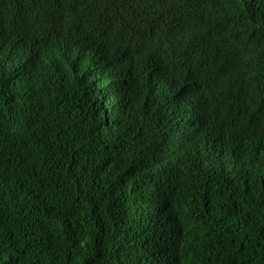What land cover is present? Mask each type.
Returning <instances> with one entry per match:
<instances>
[{
	"label": "trees",
	"instance_id": "1",
	"mask_svg": "<svg viewBox=\"0 0 264 264\" xmlns=\"http://www.w3.org/2000/svg\"><path fill=\"white\" fill-rule=\"evenodd\" d=\"M141 11L155 18L126 55L124 18ZM155 29L171 38L158 57ZM124 90L146 112L114 140L99 113ZM128 134L152 138L124 145ZM141 151L159 158L132 184L166 180L163 203L185 224L173 252L157 253L152 226L173 217L117 196ZM188 257L264 264V0H0V264Z\"/></svg>",
	"mask_w": 264,
	"mask_h": 264
},
{
	"label": "clouds",
	"instance_id": "2",
	"mask_svg": "<svg viewBox=\"0 0 264 264\" xmlns=\"http://www.w3.org/2000/svg\"><path fill=\"white\" fill-rule=\"evenodd\" d=\"M155 18V11L153 13V16L149 17L148 14L145 11L141 12H135L130 15H128L126 18L127 22L122 29L126 32L128 35V50L126 55L134 56L139 51L136 47V38L139 34V24H144L145 22H152ZM154 49L157 52V57L162 53L161 49H164L171 44V38L170 35L161 30L155 29L154 32ZM157 60V58H146L142 63V70H148L153 63ZM58 71H56V79L60 80V77L58 76ZM116 83L126 85L125 79L117 80ZM125 91V90H124ZM139 97V94L137 92H131L130 96H128L127 92L125 91V96L121 101V105L119 108L112 112L111 114H106L105 112L102 114L99 113V117L102 123V126L106 129L107 133L110 137H112L114 140L118 139L121 134H116L117 129L124 123V120L126 121H133V116L136 114V111L139 110L141 113L146 112L142 107H138L137 99ZM145 97L148 104V111H155V107L150 103L149 98L147 96V93H145ZM152 138L149 135L140 134L133 136L131 134L126 135L122 141L124 142V145L127 144L129 141L132 142H144L148 139ZM176 150L182 152L183 148L185 146L183 144H176L175 146ZM141 158L133 160L132 166L130 167L129 175L125 177V181L122 182V184H125L127 187V193H120L117 196L118 197H124L126 195H129L131 193H135L138 195L139 193L143 195V209L146 210L147 208H156L161 214L165 216L173 217V220L170 223L166 224H154L153 230L161 235V239L159 242V247L157 250L158 252H173L176 247L177 243H184V236H183V226L184 221L181 220L178 216L173 215L164 205L163 200L167 199V193L164 192V189L167 185L166 180L165 181H152L148 184V186L151 188V191H147V188L144 190L142 189V186L140 183H136L135 185L132 184V179L134 177H137V175L140 174L139 170L141 167L145 166L148 171L150 172L151 166L153 165L154 159L159 158L158 152H150V153H144L141 151ZM222 161H225L221 158ZM185 162L188 164V167H191V163L188 160H185ZM182 163V161H181ZM111 167L114 171L111 181L112 189L116 191L117 184L119 182V178L121 176L116 175V173L120 172V169L117 165H114L112 163ZM109 177L108 181L105 184H109ZM156 186L158 187V192L154 193V188ZM117 193V192H116ZM189 262V257L185 264Z\"/></svg>",
	"mask_w": 264,
	"mask_h": 264
}]
</instances>
